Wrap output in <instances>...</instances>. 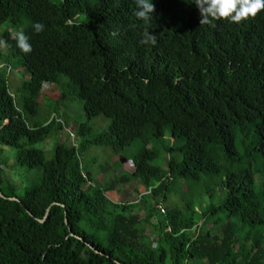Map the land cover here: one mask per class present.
Returning <instances> with one entry per match:
<instances>
[{
    "label": "trees",
    "instance_id": "trees-1",
    "mask_svg": "<svg viewBox=\"0 0 264 264\" xmlns=\"http://www.w3.org/2000/svg\"><path fill=\"white\" fill-rule=\"evenodd\" d=\"M152 2L145 24L134 0H0V27L27 20L32 48L23 53L5 33L28 79L20 107L0 73V264H264V232L235 229H264V196L250 166L256 157L264 163V10L240 23L201 24L193 0ZM145 29L157 36L154 46L140 42ZM8 63L0 69L11 72ZM62 76L77 85L88 120H110L90 144L118 154L140 141L131 177L147 191L138 201L113 202L82 167V145L57 144L52 160L33 147L54 121L30 125L27 112L36 115L43 85ZM167 127L183 144L179 161L169 150L164 169L150 163L157 154L148 145ZM90 130L83 124L79 134ZM250 133L240 156L237 137ZM3 146L18 151L21 168L41 170L23 196L6 175ZM223 160L238 168L223 178L218 206L164 207L172 184L219 176ZM219 211L223 221L212 223Z\"/></svg>",
    "mask_w": 264,
    "mask_h": 264
},
{
    "label": "rangeland",
    "instance_id": "rangeland-1",
    "mask_svg": "<svg viewBox=\"0 0 264 264\" xmlns=\"http://www.w3.org/2000/svg\"><path fill=\"white\" fill-rule=\"evenodd\" d=\"M86 21V17L82 16L80 18V22ZM27 25V20L18 27H12L9 22L4 23L0 27V39H4L6 32H10L12 35L13 29L22 28L24 30ZM0 54V68L7 62H9L8 64L11 67V72L10 69L8 72L0 69V73L7 76L10 92L16 97L19 106L22 107L24 95L22 86L28 79V74L20 65V58L14 56L8 48L0 49ZM27 119L30 125L48 124L54 121L52 132L33 146L45 153L47 160L54 158L57 144L61 143L68 147L82 145L80 153L82 167L95 183L107 190V195L113 202L132 203L138 201L139 196L142 194H146V187L141 185L139 180L131 177L134 171L132 160L142 147L140 141H133L130 146L118 154L113 153L107 147L90 144V141L95 136L102 133L109 126L110 120L105 118V116H98L88 120L84 110V100L78 95L77 85L67 77L62 76L59 84L43 85L38 98L36 115L33 116L27 112ZM57 119L63 122L62 128H58ZM83 124H87L91 128L86 136L79 134L80 127ZM71 133H73V136H71ZM252 138L253 135L251 133L247 137H237V152L240 156L245 154V145L251 146ZM182 144L183 142L180 140L176 142L173 140L171 128L167 127L163 139L150 141L148 145V149H152L157 154L156 158L150 163L166 169L170 159L169 150H176L174 157L179 161L181 154L177 150ZM2 148L4 153L1 158L6 165V175L19 185V194L23 196L26 188H30L40 182L41 170L38 168L32 170L21 168L17 163L18 151L12 147L3 146ZM220 165L222 166V174L219 176H204L199 182L179 180L172 184L168 193V201L164 207L166 206L169 209L181 208L189 203L200 211L210 204L218 206L222 197L220 186L223 178L229 172L228 170H236L238 168V163L232 166L229 160H223ZM263 165L264 163L259 157L250 162V166L257 174V188L263 192L262 196H264ZM220 217L223 221L224 213L222 211L214 214L211 222L213 223L212 220ZM235 229L238 230L240 236L250 233L258 236L264 232L263 228L242 227L239 223L235 224ZM149 233L151 234L152 230Z\"/></svg>",
    "mask_w": 264,
    "mask_h": 264
},
{
    "label": "clouds",
    "instance_id": "clouds-1",
    "mask_svg": "<svg viewBox=\"0 0 264 264\" xmlns=\"http://www.w3.org/2000/svg\"><path fill=\"white\" fill-rule=\"evenodd\" d=\"M136 11L134 16L148 24L155 12V5L152 0H134ZM201 15V24H212L213 21L228 19L234 23H240L248 18L255 17L261 10H264V0H193ZM44 24L35 23L34 31L40 33L44 31ZM12 36L15 39L16 47L23 53L28 54L32 51L29 37L24 30L13 29ZM142 44L155 45L157 36L151 34L147 29L142 33ZM5 39H0V49L10 47ZM182 79L181 76L173 78V84L178 83Z\"/></svg>",
    "mask_w": 264,
    "mask_h": 264
},
{
    "label": "water",
    "instance_id": "water-1",
    "mask_svg": "<svg viewBox=\"0 0 264 264\" xmlns=\"http://www.w3.org/2000/svg\"><path fill=\"white\" fill-rule=\"evenodd\" d=\"M0 196L1 197H4V195L1 193V191H0ZM12 200H16L15 198H12ZM41 223H45V221H42Z\"/></svg>",
    "mask_w": 264,
    "mask_h": 264
},
{
    "label": "built area",
    "instance_id": "built-area-1",
    "mask_svg": "<svg viewBox=\"0 0 264 264\" xmlns=\"http://www.w3.org/2000/svg\"><path fill=\"white\" fill-rule=\"evenodd\" d=\"M71 136H73V133H71ZM163 212H164V210H163Z\"/></svg>",
    "mask_w": 264,
    "mask_h": 264
}]
</instances>
